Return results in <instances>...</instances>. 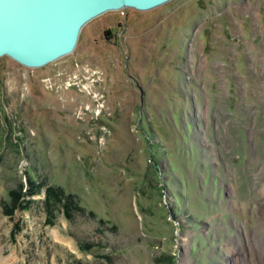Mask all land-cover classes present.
Masks as SVG:
<instances>
[{
  "label": "rangeland",
  "instance_id": "rangeland-1",
  "mask_svg": "<svg viewBox=\"0 0 264 264\" xmlns=\"http://www.w3.org/2000/svg\"><path fill=\"white\" fill-rule=\"evenodd\" d=\"M0 264H264V0L110 11L45 66L0 57Z\"/></svg>",
  "mask_w": 264,
  "mask_h": 264
},
{
  "label": "water",
  "instance_id": "water-1",
  "mask_svg": "<svg viewBox=\"0 0 264 264\" xmlns=\"http://www.w3.org/2000/svg\"><path fill=\"white\" fill-rule=\"evenodd\" d=\"M170 0H0V57L42 67L75 49L82 28L110 11Z\"/></svg>",
  "mask_w": 264,
  "mask_h": 264
},
{
  "label": "trees",
  "instance_id": "trees-1",
  "mask_svg": "<svg viewBox=\"0 0 264 264\" xmlns=\"http://www.w3.org/2000/svg\"><path fill=\"white\" fill-rule=\"evenodd\" d=\"M36 191H35V189L33 190V191H31V192H29L30 194H32V193H35ZM49 192H51V189H49ZM53 193H59L58 191L56 192V190L55 189H53ZM52 193V194H53ZM48 195L50 196V193H48Z\"/></svg>",
  "mask_w": 264,
  "mask_h": 264
},
{
  "label": "bare ground",
  "instance_id": "bare-ground-1",
  "mask_svg": "<svg viewBox=\"0 0 264 264\" xmlns=\"http://www.w3.org/2000/svg\"><path fill=\"white\" fill-rule=\"evenodd\" d=\"M252 244V243H251ZM256 244H258V247L261 249V245H260V243H258V241H256ZM251 247H253V245H251ZM254 249V248H253ZM259 250V249H258ZM186 258V257H185ZM2 260V259H1Z\"/></svg>",
  "mask_w": 264,
  "mask_h": 264
}]
</instances>
